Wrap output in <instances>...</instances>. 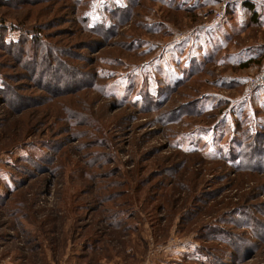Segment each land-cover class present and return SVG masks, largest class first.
I'll list each match as a JSON object with an SVG mask.
<instances>
[{"label": "rangeland", "instance_id": "374dc122", "mask_svg": "<svg viewBox=\"0 0 264 264\" xmlns=\"http://www.w3.org/2000/svg\"><path fill=\"white\" fill-rule=\"evenodd\" d=\"M263 78L262 0H0V264H264Z\"/></svg>", "mask_w": 264, "mask_h": 264}, {"label": "trees", "instance_id": "16d2710c", "mask_svg": "<svg viewBox=\"0 0 264 264\" xmlns=\"http://www.w3.org/2000/svg\"><path fill=\"white\" fill-rule=\"evenodd\" d=\"M243 9L244 10H249L251 13L253 12V10H254V5H253V3L252 2H248V1H246V2H244L243 3ZM120 8V7H119ZM119 10H121V9H119ZM256 15V14H255ZM256 17V16H255ZM85 19H86V17H85ZM254 20H256V18L254 19ZM87 21V20H86ZM252 63H256V61H248L247 63H245V64H242V65H239L240 67H244V68H247L248 66H250ZM253 133V132H252ZM121 220L120 219H118V220H114L113 219V221H112V223H113V225H115V226H119L118 224H119V222H120Z\"/></svg>", "mask_w": 264, "mask_h": 264}, {"label": "built area", "instance_id": "2783aa9c", "mask_svg": "<svg viewBox=\"0 0 264 264\" xmlns=\"http://www.w3.org/2000/svg\"><path fill=\"white\" fill-rule=\"evenodd\" d=\"M231 1H233V0H231ZM237 1H240V0H237ZM241 1H243V0H241ZM260 1V0H259ZM262 1H264V0H262ZM219 16H221V15H219ZM264 79V78H263ZM257 88H260V90H264V82H260V81H258L255 85H254V88L253 89H251V91L247 94V96H251V93L253 92L252 90H255V89H257ZM249 96V97H250Z\"/></svg>", "mask_w": 264, "mask_h": 264}]
</instances>
